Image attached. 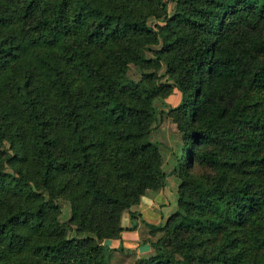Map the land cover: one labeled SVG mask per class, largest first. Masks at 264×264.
Masks as SVG:
<instances>
[{"label": "trees", "instance_id": "obj_1", "mask_svg": "<svg viewBox=\"0 0 264 264\" xmlns=\"http://www.w3.org/2000/svg\"><path fill=\"white\" fill-rule=\"evenodd\" d=\"M175 91L177 207L137 264H264V0H0V264H109Z\"/></svg>", "mask_w": 264, "mask_h": 264}, {"label": "crops", "instance_id": "obj_2", "mask_svg": "<svg viewBox=\"0 0 264 264\" xmlns=\"http://www.w3.org/2000/svg\"><path fill=\"white\" fill-rule=\"evenodd\" d=\"M178 101L179 99L177 102ZM169 128L172 130L168 131ZM176 130L177 128L172 120L165 116L162 119V123L152 133L151 138L154 141L162 142L168 147L171 142V133L174 135ZM169 189L172 190L166 183V186L162 189L157 191H146L145 194L141 196L139 202L130 208V211L135 215L133 218L127 211L122 213L120 225L123 227V230L120 234V238H107L103 241L105 245L112 249L109 259L110 264H127L128 262L125 261L124 255L128 250H134L139 256H148L151 253L150 245L141 242L142 227L145 225L148 227H150V225L159 226L161 222L163 223V221L166 220V216L164 218V213L169 212L165 210L169 208L167 201L172 197ZM172 200L173 199L169 202H172ZM132 223L135 224L133 228H131ZM114 260H116L115 263H113Z\"/></svg>", "mask_w": 264, "mask_h": 264}, {"label": "rangeland", "instance_id": "obj_3", "mask_svg": "<svg viewBox=\"0 0 264 264\" xmlns=\"http://www.w3.org/2000/svg\"><path fill=\"white\" fill-rule=\"evenodd\" d=\"M176 6H177V0H168V15L169 16L175 13ZM159 22L162 24V21L155 20L154 18L149 19V24L152 26H154L156 23H159ZM155 47H157V45ZM146 55L147 57L148 56L150 57L151 53L148 52ZM155 71L158 74H162L164 72V65L162 63H158V65L155 68ZM142 73H143L142 69H140L134 64H130L127 75L129 79L137 81L141 77ZM263 96H264V93H263ZM178 99H179V94L178 92L175 91L174 94L170 95L168 98L164 100L160 99V100L155 101V105L158 107L161 113V115H159V118L161 120L160 124L162 123V119L165 116L167 117L166 113L168 111V108L176 105L178 103L177 102ZM171 130H172L171 128L168 129V131H171ZM174 133H175L174 135L173 133H171V136H170L171 142H170V145L168 146V149H163L161 152L162 153V165H163L164 171H166L167 173V185H169L172 189V190L169 189V191H171V194H172L171 199H173L172 202H169L171 199L170 200L167 199L169 208L165 210L169 212L164 213V218L166 216V219L177 207L176 206L177 190H178V186L180 183V178L178 176L179 174L177 170V167H178L177 163H178V160L181 158L182 151H183L182 134L178 132L177 130ZM56 203L58 204L61 210L60 215H59L60 222L65 224L68 227V232L70 235H72L74 226L68 223L69 216H70L69 204L63 198H58L56 200ZM165 221H163V223L161 222L160 225H163ZM161 235H162L161 232L154 231L152 228L146 225L142 227L141 242H144L150 245L151 253L149 255H151L153 252L152 243L155 242ZM148 256H139L134 252V250H128L125 253L124 258L126 259L125 261L128 262L127 264H137L141 258H145ZM115 262L116 260L113 261V263Z\"/></svg>", "mask_w": 264, "mask_h": 264}]
</instances>
